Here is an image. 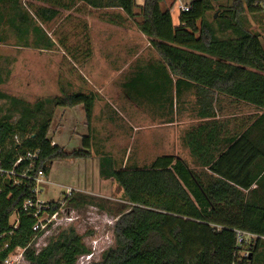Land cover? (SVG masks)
Instances as JSON below:
<instances>
[{
  "label": "trees",
  "instance_id": "obj_1",
  "mask_svg": "<svg viewBox=\"0 0 264 264\" xmlns=\"http://www.w3.org/2000/svg\"><path fill=\"white\" fill-rule=\"evenodd\" d=\"M79 1L91 8L121 9L128 18L136 15L137 0ZM221 1L228 0H189V10L179 11L176 24L163 0H145L139 29L162 60L149 66L157 77L154 84L148 72H140L126 86L147 93L144 96L165 90L173 76L177 91L183 83L195 86L198 117L206 120L185 140L199 171L174 154L159 156L144 168L113 169L106 159L112 168L105 171L103 162L101 172L117 180L129 205L117 209V247L100 264H235L240 248L234 230L264 233V47L244 16L261 11L264 0H236L208 19ZM52 2L32 11V4L28 7L22 0H0V26L11 29L20 46L53 49L56 43L42 24L75 0ZM10 75L11 69L0 67V84ZM218 95L253 104L262 113L243 133L222 140L223 125L216 119ZM1 99L0 261L20 248L30 264H76L91 252L85 233L62 232L39 252L31 247L44 232L34 226L62 208L60 201L37 207L36 178L40 171L47 176L53 160L91 156L90 135L84 136L85 148L70 151L53 142L49 128L56 107L83 105L89 124L97 94L63 93L30 103L0 91ZM82 201L101 205L93 197ZM247 249L245 264H264V240L256 239Z\"/></svg>",
  "mask_w": 264,
  "mask_h": 264
},
{
  "label": "rangeland",
  "instance_id": "obj_2",
  "mask_svg": "<svg viewBox=\"0 0 264 264\" xmlns=\"http://www.w3.org/2000/svg\"><path fill=\"white\" fill-rule=\"evenodd\" d=\"M22 1L28 7L32 4L29 7L32 11L34 7L54 4L53 0ZM171 1L163 0L162 6L172 10L174 23L178 24L179 2L188 0H175L176 4L170 5ZM234 2L236 0L216 2L208 19ZM144 4L145 0H137L136 15L128 18L121 9L91 8L75 0L69 7H61L57 18L43 22L42 26L56 43L50 50L20 46L11 29L0 26V67L11 69L9 80L0 84V91L30 103L79 91L98 95L89 124L82 105L54 110L49 128L52 140L55 138V142L67 150H81L85 148L84 136L90 135L91 156L53 160L49 173L42 178L44 183L37 188L39 201H60L62 208L59 215L49 221L43 235L32 242L31 247L38 252L60 233L70 230L85 233L84 242L91 249V256L84 255L76 264H100L102 257L117 247L114 229L117 209L128 206L129 202L115 178L109 174L99 175V162L105 163L108 168L105 171L126 164L147 167L156 156L175 153L190 168L199 171L196 159L175 128V118L184 120L187 127L196 124L198 108L194 89H188L187 94L177 98L171 93L168 99L153 106L143 99L136 103L130 101L123 87L134 72L150 62L162 60L148 36L138 31ZM115 15L124 21L112 18ZM244 16L247 28L259 35L264 47V3L261 11L245 12ZM218 99L224 100L219 104L217 101V114L229 123L259 114V108L241 102L235 104L234 99L227 96L221 95ZM0 107H5V100H0ZM106 159L111 161L112 167ZM89 190L91 193L84 192ZM84 196L99 199L101 205L82 201ZM15 221L16 216L12 223ZM8 260L9 263L0 261V264H30L20 248Z\"/></svg>",
  "mask_w": 264,
  "mask_h": 264
},
{
  "label": "crops",
  "instance_id": "obj_3",
  "mask_svg": "<svg viewBox=\"0 0 264 264\" xmlns=\"http://www.w3.org/2000/svg\"><path fill=\"white\" fill-rule=\"evenodd\" d=\"M176 1H179V0H176ZM189 2V0L187 1V2H185V3H188ZM171 4H176L175 3V0H172L171 2H170V5ZM128 31H131V30H128ZM138 31H139V33L142 35V36H145L141 31H140V29L138 28ZM136 33V32H135ZM146 37V36H145ZM158 63H160V62H154V63H152V62H150L148 65H147V67H145V68H143V69H141V70H137L136 72H134L131 76H130V78L129 79H127L124 83H123V87H124V90H125V92H126V94H127V97H128V99L130 100V101H133V102H137V100L138 99H143V100H146V101H149V102H151L152 104H153V106L155 105L156 106V104H158L159 105V103L161 102V101H163V100H165V99H168V96L170 97V95H171V93H174L175 94V96H176V98L179 96V95H185V94H187L189 91H188V89H194V91H195V86L194 85H192V84H186V83H183L182 84V86L180 87V89L177 91V88H176V85H175V81L177 80V77H175V76H173V79H174V82L172 83V85H168L167 87H166V89L165 90H162V89H158V90H153L151 93H149L147 96H144L145 94H147V93H145V94H142L141 92H139V91H135V90H133V89H131V90H129L128 88H127V83L131 80V79H133V78H135L136 76H137V74L138 73H140V72H145V73H149V82H150V84H154L155 83V81H156V76L155 75H151L150 74V69H149V66L151 65V64H158ZM195 96H196V98H195V105L197 106V108H198V110H197V118H196V124H194V125H190V126H186L185 125V121L184 120H182V119H176L175 118V120H176V130H177V135L179 136H181V141L182 142H185L186 143V145L188 146V148H189V151H190V147H189V145H188V143L186 142V140H185V138H186V135L192 130V129H194V128H196V127H198L199 125H200V123L201 122H203V121H205L206 119H203V118H199L198 117V112H199V107H198V104H197V94H196V91H195ZM219 96H221V95H218L217 97H216V99H217V101H218V104H219V102L220 103H222L223 102V100L224 99H221L220 101H219ZM223 97H226L225 95H222ZM97 97H98V95H97ZM98 99V98H97ZM97 99H96V101H95V103L97 102ZM234 99V103L235 104H237V103H244L245 105H248V106H254V107H257V106H255V105H253V104H248V103H246V102H243V101H239V100H237V99H235V98H233ZM232 99V100H233ZM95 103H94V105H95ZM138 105V104H137ZM83 106V105H82ZM139 106V105H138ZM140 107V106H139ZM84 108V107H83ZM154 108H156V107H154ZM257 108H259V107H257ZM93 109H94V106H93ZM92 109V110H93ZM182 109H184V108H182ZM85 110V109H84ZM217 111V110H216ZM259 114L257 115V116H255V117H248V118H243V120H240V121H236V122H228V121H226V120H222L221 119V117H219L218 116V114H217V117H216V119H219L220 120V123L223 125V128H222V132H221V134H220V139H222V140H226V139H228V138H231L232 136H236V135H239V134H241V133H243L245 130H247L250 126H251V124H252V122L262 113V109H260L259 108ZM177 113H178V110L176 111V116H177ZM93 115H94V110H93ZM92 118H93V116H92ZM173 121V120H172ZM179 121V122H178ZM178 123H180L179 125H178ZM176 135V136H177ZM51 136V138L53 137L52 135H50ZM55 137V136H54ZM56 140H55V138H54V140H53V142L54 143H56L55 142ZM57 144V143H56ZM190 153H191V151H190ZM166 154H174V155H176L177 157H179V158H181L178 154H175V153H166ZM166 154H161V155H158V156H156L154 159H156L157 157H159V156H162V155H166ZM192 155V154H191ZM193 157V156H192ZM194 158V157H193ZM71 160H73V158H70ZM153 159V161H155ZM195 159V158H194ZM74 160H76V159H74ZM152 161V162H153ZM151 162V163H152ZM150 163V164H151ZM102 165V163H100L99 162V175L100 174H102V172H101V166ZM137 165V164H136ZM127 166V164L126 165H124V166H122V168H125ZM150 166V165H149ZM127 167H129V166H127ZM133 167H141V166H135V165H133L132 167H130V168H133ZM148 167V166H147ZM144 168V167H143ZM84 192H89V193H91L90 192V190L89 191H84ZM82 193V192H81ZM93 194H94V192H92Z\"/></svg>",
  "mask_w": 264,
  "mask_h": 264
},
{
  "label": "built area",
  "instance_id": "obj_4",
  "mask_svg": "<svg viewBox=\"0 0 264 264\" xmlns=\"http://www.w3.org/2000/svg\"><path fill=\"white\" fill-rule=\"evenodd\" d=\"M181 1V0H180ZM182 10V11H187L189 10V5L185 2H179V11ZM20 161V160H19ZM44 177V173L42 171L39 172V176L36 178L37 180V188L40 184L44 183V180H42V178ZM38 189H36L37 191ZM71 191V190H70ZM73 191V190H72ZM46 203H41L40 201H38L37 203V207L38 208H41L42 205H45ZM33 205V202L32 201H28L26 202V206L27 207H31ZM60 211V210H59ZM38 213V212H37ZM36 213V215H38ZM59 215V212H56L54 215L52 216H48L46 218H43L40 220V223L36 224L34 226V230H37V229H42L44 230L45 228L48 227V224H49V221L52 220V218H56L57 216ZM220 229V227H219ZM235 231V234H236V243L237 245L239 246V250H238V255H237V263L235 264H245L246 262V257L248 256L249 254V251H248V247L251 245V244H254V241L256 239H262L264 240V233L263 234H257V233H252V232H249V231H246L244 229H241V228H237L234 230ZM86 256H91V254H86ZM84 257V256H82ZM81 258V257H80ZM6 263H9V260H5ZM249 264V263H247Z\"/></svg>",
  "mask_w": 264,
  "mask_h": 264
}]
</instances>
